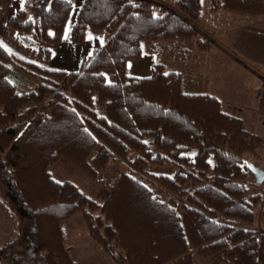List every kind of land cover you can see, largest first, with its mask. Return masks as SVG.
I'll list each match as a JSON object with an SVG mask.
<instances>
[{"label":"trees","instance_id":"16d2710c","mask_svg":"<svg viewBox=\"0 0 264 264\" xmlns=\"http://www.w3.org/2000/svg\"><path fill=\"white\" fill-rule=\"evenodd\" d=\"M172 1L155 12L150 0H81L68 40L79 45L93 31L102 33V44L77 69L42 66L0 43V198L17 222L14 237L0 243L6 264H77L61 224L78 212L115 264H193L191 248L221 264H253L255 255L264 264V200L257 230L251 224L262 197L244 183L252 161L246 154L256 153L264 138L222 110L214 94L183 89L181 72L165 70L160 61L147 76L125 74L126 61L140 58L145 40L208 48L191 22L200 14V0ZM209 1L213 10L264 16V0ZM73 5L19 0L6 26L48 59ZM16 65L40 80L31 85L13 72ZM111 70L113 80L107 81ZM258 108L264 112V84ZM59 158L107 190L101 203L72 181L51 176ZM113 158L129 170L102 176ZM149 161H168L175 171L144 173Z\"/></svg>","mask_w":264,"mask_h":264},{"label":"rangeland","instance_id":"374dc122","mask_svg":"<svg viewBox=\"0 0 264 264\" xmlns=\"http://www.w3.org/2000/svg\"><path fill=\"white\" fill-rule=\"evenodd\" d=\"M153 3L154 11L157 12L160 5L173 6L172 0H150ZM75 2V0H74ZM201 9L200 14L195 21H191L198 31V37L203 38L204 45H207L206 50H201L194 41L189 43H180L177 40L157 41H143V59H154L153 61H162L165 70L179 69L182 74L183 84L182 88L190 92H207L214 94L220 101L222 110L231 114L241 117L244 127L250 132L256 133L264 138V112L258 108V95L261 86L264 84V70L259 66L258 61L244 56L239 50L233 48L230 43H225L229 38L232 27L237 24L240 18H247V24L255 23L264 27V16H248L239 13H234L217 7L216 9L210 8L209 0H200ZM74 7V5H73ZM73 11V10H72ZM71 11V12H72ZM74 12V11H73ZM181 16L182 14L179 13ZM0 16L2 12L0 11ZM228 18H227V17ZM254 17V18H252ZM256 19V20H255ZM251 20V21H250ZM254 20V22H252ZM89 32V33H88ZM88 38L92 39V35L98 39L102 44V33L88 31ZM2 39V40H1ZM244 38L238 40V45L243 53L250 55L248 45L243 43ZM0 41H5V46L8 50L16 52L20 58L33 61L42 66L49 63L43 61V57L37 53L33 47H28L20 42L16 32L7 27L6 33ZM65 43L66 39L62 38L54 48H57ZM70 43V42H69ZM60 44V45H59ZM149 44H158L157 51H148ZM73 48H85V45H73ZM190 47V49L188 48ZM188 48V50H186ZM54 50V49H53ZM96 51L95 47L85 50L87 57L91 56ZM224 56V58L222 57ZM154 57V58H153ZM222 57V59H219ZM139 59V58H138ZM236 61V62H235ZM21 67L16 65L12 70L13 72L21 73L27 80L34 85L40 78L38 75H27ZM178 70V71H179ZM150 73V71H149ZM20 74V75H21ZM107 81L113 80V71L105 73ZM187 82V85H185ZM94 106L98 113H102L103 109L101 104L94 96ZM147 147L154 151V147L149 138H145ZM264 144V143H263ZM256 149L254 154H246V158L251 159L256 166L264 170V145ZM135 155L134 152H129L128 158L131 159ZM248 161V162H252ZM213 157L209 155V168L207 175H212ZM120 170H129L128 164L119 159L113 158L107 168L101 172L102 176L114 174ZM144 173H165L172 175L175 171V166L165 161L162 164L148 162L145 166ZM50 174L56 180H70L77 185V187L87 196L102 202L107 195V190L96 183L79 167L69 163L64 158H59L50 168ZM138 178L146 180V174L137 175ZM244 183L250 192H259L262 200L255 208L256 217L251 226L255 229H261L262 225L259 221V207L262 206L264 200V179L258 183L255 181L254 174L248 171ZM169 197V196H168ZM0 206L2 212L7 215L10 214L13 221V213L8 207L7 203L0 198ZM75 215V214H74ZM9 231V228H6ZM4 229V230H6ZM62 229L64 234L65 245L69 248V253L77 264H88L86 261L80 260L83 244H90L99 250L98 244L89 236L87 227L85 225L82 212L76 213L74 217L62 221ZM69 236L73 237V240ZM100 252V251H99ZM191 255L193 257V264H206L208 259L201 258L197 255L196 251L191 248ZM104 260L91 259L92 264H115L109 256L105 254ZM0 264H6L0 260ZM221 264V263H219ZM261 264L262 261H261Z\"/></svg>","mask_w":264,"mask_h":264},{"label":"crops","instance_id":"0c3cea01","mask_svg":"<svg viewBox=\"0 0 264 264\" xmlns=\"http://www.w3.org/2000/svg\"><path fill=\"white\" fill-rule=\"evenodd\" d=\"M80 1L81 0H75L74 7L72 9L74 12L73 11L71 12L70 17L65 24L63 34L61 37V39L62 38L66 39L68 43L62 45L61 48L59 46L57 48H53L54 50L52 49L50 57L48 59H43V61L49 63L48 65H46V67L60 68L65 70L77 69L79 68V65L83 57L87 54L85 50L92 47H95L97 50L101 46V43L98 42V39L95 36L92 35V39L90 38L87 39L89 32L86 33L84 41L81 44H79V45H85L84 46L85 48L76 49L73 48L69 43L68 40L69 29L72 24V20L76 12V9L80 4ZM18 6H19V0H0V11L2 12V16H0V38H3L6 33L7 17ZM252 22H254V20ZM236 23L237 24H235L232 27V31H230V36L228 39L225 40V43L228 44L231 43L233 45V48L237 49V51L239 50L240 52H242V54H245L244 56L249 57L255 61H258L259 66L262 67V69L264 70V27H261L260 25H255V23H253V25L252 23L247 24V18L245 16L244 18H240L239 21ZM242 38H244L242 42L243 43L245 42V44L248 45L249 47L250 55L246 54V52L243 53L242 49H240L238 45V40ZM0 43L5 44V41H0ZM156 45L158 44H149L148 51L159 50L160 47L159 49H157L158 46ZM142 52H143V47H142ZM143 57H144L143 54H141L139 59L127 60L125 64V74L128 76H135V77H142L149 75L150 66L155 61H153L154 59L151 58L144 60ZM222 57L224 58V56ZM222 57H220L219 59H222ZM160 62L163 64L162 61ZM169 70H179V69H169ZM185 85H187V82H185ZM75 215L71 216V218L74 217ZM10 216H11L10 214L7 215L5 212H2V210H0V243L11 239L16 234L17 222L14 216H13V221ZM6 228H9V231H7ZM69 237L71 238V240H73L72 236ZM81 255L83 257H79L80 260H83L85 262L87 259L86 263L88 264H92L90 262L91 259H97L100 262L101 260L105 259L104 257H106L105 253L100 248L98 250L95 246H92L90 244H83Z\"/></svg>","mask_w":264,"mask_h":264},{"label":"water","instance_id":"95a60500","mask_svg":"<svg viewBox=\"0 0 264 264\" xmlns=\"http://www.w3.org/2000/svg\"><path fill=\"white\" fill-rule=\"evenodd\" d=\"M247 166L249 170H251V172L254 174L255 181L258 183L262 182V180L264 179V170L256 166L252 162H247Z\"/></svg>","mask_w":264,"mask_h":264},{"label":"built area","instance_id":"2783aa9c","mask_svg":"<svg viewBox=\"0 0 264 264\" xmlns=\"http://www.w3.org/2000/svg\"><path fill=\"white\" fill-rule=\"evenodd\" d=\"M168 199H169V197H167L166 200H168ZM206 264H219V262L214 261V260H208ZM253 264H261V259L258 255H255L253 257Z\"/></svg>","mask_w":264,"mask_h":264}]
</instances>
